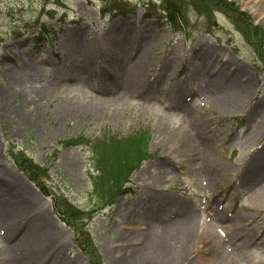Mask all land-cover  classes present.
<instances>
[{"label": "rangeland", "instance_id": "1", "mask_svg": "<svg viewBox=\"0 0 264 264\" xmlns=\"http://www.w3.org/2000/svg\"><path fill=\"white\" fill-rule=\"evenodd\" d=\"M207 1L0 0V183L44 227L7 237L1 206L0 264H264V210L236 187L264 164V0Z\"/></svg>", "mask_w": 264, "mask_h": 264}, {"label": "bare ground", "instance_id": "2", "mask_svg": "<svg viewBox=\"0 0 264 264\" xmlns=\"http://www.w3.org/2000/svg\"><path fill=\"white\" fill-rule=\"evenodd\" d=\"M144 62H147V60H145ZM132 75H135V74L132 73ZM106 82L110 83L109 80ZM116 82L120 84L121 78L118 77L117 80H115V85H116ZM244 92L245 90H242L239 93V96H238L239 100L242 98L241 96ZM176 109L177 107L172 108V110H176ZM261 124H262V117L259 116L255 118V120L253 121V124H251V126L249 127L247 131V135L246 134L244 135L245 137H248V140L246 141L244 147L242 148V151L247 152L250 150L254 142V139L256 137L257 131L261 127ZM200 147L201 148L198 149L199 158L200 159H203L204 157L209 158L211 156V152L206 146V144L201 143ZM238 162L239 161H237L236 164ZM236 164L232 167V172L234 173V175L235 173H237L235 171ZM262 166L263 167L261 171H254L256 167L254 164L247 163L246 165H244L245 172L242 175L241 179L237 182V186H236L237 188L241 189L243 192L250 193L252 197V202L255 204V207L258 210H264V164H262ZM16 186L18 187L16 193L19 197L22 198V201H23V199L26 198L25 196L26 192L24 191V187L17 185V184ZM257 190L260 191L259 192L260 194L258 193L256 195L254 192H256ZM0 196L1 198H3L2 202H0V207L3 205H7V206L9 205L8 213L11 215V218L5 225L7 233H8L7 237L10 236V237L16 238V236L20 234L19 240H22L25 243H29V240L33 238L34 234L39 232L36 230L37 227L42 228V229H44V227L39 226L38 223H36V221L34 220L31 221L30 219L31 216H29L27 213L24 212V210L21 209V203L23 202H19L16 198H14V194L10 191V188L2 185V183H0ZM25 220H29V225L24 224ZM193 220L194 218L192 217V215L187 216L186 218L182 220V223L180 225L181 233H179V236L183 238L184 240H188L192 236V230L194 227ZM2 222L3 220L0 218V224ZM212 242L216 245H219L217 241H215L214 239H212ZM181 245H184V243H181ZM169 264H174V262L169 263ZM227 264H239V261L238 259H233V260L231 259L228 261Z\"/></svg>", "mask_w": 264, "mask_h": 264}, {"label": "trees", "instance_id": "3", "mask_svg": "<svg viewBox=\"0 0 264 264\" xmlns=\"http://www.w3.org/2000/svg\"><path fill=\"white\" fill-rule=\"evenodd\" d=\"M201 1H203V2H208L209 4H211L209 1H207V0H201ZM214 2H216L218 5H220V6H222V7H226V8H228V6L229 5H226V3H225V1L224 0H214ZM196 4L198 5V6H203L202 5V3H200V2H196ZM212 5V4H211ZM168 8L169 9H167V12H169V13H172L171 12V10H175L174 8V6H172V5H169L168 4ZM230 8H231V6H230ZM228 12L233 16L234 14L235 15H237L238 16V19H236L234 16V18H235V20H236V22H238V23H240L243 27H244V25L243 24H245L246 22H247V20H248V18L247 17H242V15H243V13H238V9L236 8V9H233V10H231V11H229L228 10ZM245 28V27H244ZM254 28V32L255 33H253L255 36H257V34H258V41H257V45H258V48L260 47V45L261 44H263L264 45V43H261L260 44V41H263L264 40V35H263V33L260 31V29H258L257 27H253ZM246 29V28H245ZM247 31V30H246ZM248 32V31H247ZM43 33H44V37L43 38H49V39H51L52 37H54V35L56 34L53 30H51V29H47V28H44L43 29ZM251 36H252V34L250 33V32H248ZM259 35L262 37V39L260 40V38H259ZM253 37V36H252ZM264 58V57H263ZM69 145H71L72 143H68ZM66 145V144H65ZM143 158V156L141 157V156H139V158H138V161L136 162V164L134 165V167H135V169L138 167V165L142 162V160L144 159H142ZM16 164H17V166H18V168H19V170L26 176V178L31 182V183H33V184H35L38 188H40V190H42V191H44L43 189H45L44 187H43V185L44 184H42V182H43V180H44V176L41 174V172L35 167V166H32L31 164V162L27 159V158H25V157H23L22 156V159H20V160H18V161H16ZM133 167V168H134ZM132 168V169H133ZM125 180H126V178H125ZM124 180V181H125ZM61 212H63L62 211V209L60 210ZM58 213V212H57ZM64 213V212H63ZM59 214V213H58Z\"/></svg>", "mask_w": 264, "mask_h": 264}]
</instances>
